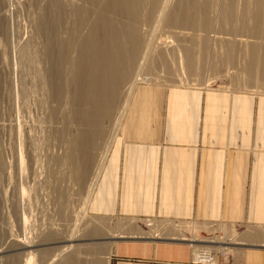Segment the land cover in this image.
Returning <instances> with one entry per match:
<instances>
[{
  "label": "rangeland",
  "instance_id": "rangeland-1",
  "mask_svg": "<svg viewBox=\"0 0 264 264\" xmlns=\"http://www.w3.org/2000/svg\"><path fill=\"white\" fill-rule=\"evenodd\" d=\"M94 1L95 0H9V1L0 0V188L2 189L4 195H6L5 197L6 200H3L2 198V200L0 201L2 202L0 203L1 204L0 208L3 209V210L0 209V217L3 215L0 218V223L4 222L2 223L3 226L0 224V227L2 226L0 228L1 230L0 231V253H1L0 264H24L27 259V255L29 254L28 252L32 254V257L33 255H35V257H33L34 261H32L34 262V264H45L48 261L47 259H49L48 257H50V254L52 253L55 254L54 252H50L53 249L52 248L49 249L50 248L49 246L46 248L44 247L42 252L46 251L47 253L49 252L50 254L48 253L46 260L44 259V261H42L40 257H38L36 254L38 250H36L33 247L36 244H39L42 240V237L46 234L47 236L45 237L47 239V237L49 236L48 232L51 233L52 231H54L56 232L58 237H60L59 235H64V234L71 235L74 234L73 232L74 229L79 226H81L79 227L80 228L79 230H81L83 227L86 228V229L84 228L85 230H83L85 237L83 238L82 241L75 242L77 244H75L74 242L69 243L71 247L69 250L70 251L71 249L73 250L71 252H68L67 253L68 255L67 256L65 255L64 259L71 262L72 260L71 258H73L74 248H75L79 256L82 255L81 256L82 258L84 257L86 258V260L88 259L87 260L88 264L90 262H92V264H106V263L110 264L113 247L110 248V245H108L105 241H100V240L85 241V240L103 239L105 238L107 233H113V234L114 233L118 234L120 232L126 233L127 232L126 224L131 222H132V226L136 225L138 227V232L150 233L149 231L150 228L146 227L148 223L152 221H165L160 219H138V218L136 219V218H125V217H114V218L93 217L88 213L87 210L89 201L87 202L84 208V213L86 216L85 217L82 216L83 213H81L83 212L82 204H83L84 196L86 195L85 192H87L88 187L90 186L93 180V175L97 167L96 165L98 162V158L103 153L102 150H104V148L106 149V147L104 146H106L108 142H110L108 140L109 137L112 144L113 141L121 134L125 113H126L125 110V112L122 115L123 117L118 122V126L116 127H114V124L117 125L116 120L114 121V119L115 117L117 119V115L116 116L114 115L113 117L114 119L112 117H109L110 119L107 117L104 118L103 122L101 123V127H102L101 130L104 132L100 131L102 132L100 135L94 137L91 136L90 134L92 133L93 129L87 128L89 134L87 138L83 140V141L86 140L85 142L87 144L85 142H82L83 146L78 144V146L80 147L78 148V146L76 147L77 143H74V148H70L71 145L70 143L72 142L73 139L71 137L74 136V141L77 138L79 140L81 136L80 133L82 131V128L75 120V111L77 109L76 102L74 103L73 106L72 104L68 103L69 101L68 96L65 98L67 100H65L63 96L65 97V93H66L65 91H67V93L74 92L75 94L76 91L78 90V88L75 87L76 85L74 86L71 82H73L72 80L75 79L76 73L78 72L77 71L78 68L76 65L77 63L76 58L79 55L78 53H79V49L81 48L80 46L88 38V35H90L91 28L94 29V27L96 26L95 24L99 22L98 20H102L101 18H103V16L104 18H107L108 17L107 15L117 13L119 16L117 14L116 15L119 17L120 23L117 20L118 17H116L114 14H113L114 17L111 15L112 18H114L113 21L117 20L119 24L121 23L124 24L119 25L115 21L116 25L118 24V26L122 28L127 26V24L129 26L131 24L132 26H134L136 32L138 29H140V33L139 30L136 33V36H138L137 38L139 40L137 41L139 43H140L139 38H143V39L146 38V41L149 40L147 41V43L150 42L149 43L150 48L148 47L149 52L148 51H144L145 53L143 52L144 61H142L141 58H139V63L137 64V67L141 71L135 70V72L139 71L138 75H140L141 78L149 76L147 78L151 77L153 79L155 77L158 80L147 82L139 79L140 82L139 83L136 82V84L133 87V91L139 85H162V86L188 87V88H194L200 90H218V91H228V92L264 94V90L260 88H257L256 90L254 89L255 87L252 86L259 84L257 83L259 82L258 73L261 72L262 70L264 71V63L262 62L264 60V57L262 55L264 54V10H263L264 2L263 1L257 0V2H255L256 0H231V1L230 0H225V1L224 0H180V1L169 0L170 2L168 3V5L171 4L172 2L173 3L172 5L167 6L166 9L168 11L166 10V12L164 13L165 14L164 18H162L163 21L161 19V21L159 20L160 22H155L154 19V16L156 15L154 11L157 12L158 10V6L160 3L159 0H158L159 2L157 0H154L155 2L152 0L153 4L154 3L157 4L156 5L157 8L155 7V5H152V2H149L151 0L149 1L136 0L137 2L135 0H131V3L135 2V4H139L135 6L133 5L134 3L131 4L129 0H122V1L120 0V3L118 5H120L123 10L115 9L116 11L114 12L112 10L113 13L110 10L109 11L107 10V8L109 9L110 6L109 5L110 3L106 4L108 2L107 0H104L103 1L104 3L100 2L102 0H96L95 2L98 1L97 2L98 4L97 3L95 4ZM126 1H128L131 6L129 5L128 2L127 4ZM144 1L148 3H145ZM258 2H262V3H259V5L258 4L255 5ZM142 3L144 4V6H142L143 5ZM230 3L231 4L233 3L232 7ZM121 4H124V6L122 7ZM96 5H97V9H96ZM223 5L225 7H223ZM106 6L108 7L106 8ZM126 6H127V11H125ZM129 6L132 8L134 6V8H136L133 10V12L136 11V14L135 12L133 14L134 16H136L135 19L133 15L131 16L127 15L129 12L128 9H130ZM148 6H150L151 8L150 7L148 8ZM151 9H153L152 14L151 12H148L151 11ZM229 10L230 13L226 14V12ZM118 11L119 12L121 11L123 13H121L120 15ZM124 11L127 12V14H125V17L127 18L123 17L125 13ZM222 11L225 13H223ZM168 13L169 14L171 13V15H169ZM142 14L145 16H143ZM148 15L151 17L149 18ZM168 15L171 18L167 17ZM173 15L176 16L174 17ZM111 16H109L108 18H110ZM121 17H123L124 20ZM130 17L132 20L134 19L133 23ZM186 17L189 19H187ZM143 18L145 19V21ZM151 18L152 20L153 19L154 20L153 21L149 20ZM173 20L175 21V23H173L174 25L172 24ZM201 20L203 21L205 20L204 21L205 23L202 22ZM151 21L153 23L155 22L154 25L152 24ZM167 21H169L170 23L167 24ZM128 22L131 23L129 24ZM199 22L203 25H201ZM136 26L139 27L137 28ZM115 27L117 28V26ZM166 41H168V43H166ZM206 43L209 46L208 49ZM162 45L163 46L166 45L165 50H167L166 52L169 51V53L164 52L165 50ZM204 48L208 50L207 53L204 51ZM171 50L172 51L174 50L175 52L173 51L174 52L173 53ZM159 51H161V53ZM177 51L179 52L180 55L177 53ZM228 51L230 53L232 52V54L227 53ZM253 51H255L257 55L255 62L251 60V53ZM159 53L160 55L168 54L170 56L167 57L168 55H166V57L160 58L161 56L159 55L156 56V54ZM171 54H173L174 57L179 55L178 56L179 58L175 59L173 58V56H171ZM223 54L226 56H224ZM171 57L173 58L172 59L173 61L171 60ZM205 57L206 59H204ZM228 57L230 59L229 61L227 60ZM122 59L123 62L125 58ZM124 62L122 63V68H124ZM56 63L57 65H55ZM128 63H130V61ZM56 66L58 70L55 68ZM129 67H131V65ZM55 70L56 72L54 73L53 71ZM249 70L251 72L250 80H248ZM50 71H52L53 73L52 72L50 73ZM169 72H172V74ZM55 74L58 76V78L55 77L56 76ZM117 76H119L118 73ZM47 77L50 78V80L53 79L52 83L55 81H58V83L55 82L56 84L62 83V85L60 84L59 87L64 86L66 83V89L64 87L63 90V87H61L62 88L61 90H63V94H64V95L62 94L63 96H60V99L61 97L63 98L62 100L59 99L56 100L55 98L52 97L53 94L50 93L52 88L50 87V83L49 80H47L48 79ZM121 78L122 79L119 84V89L121 88L120 90L122 91L124 88L123 83L125 81L126 74L124 79L123 77ZM44 81L46 84L44 83ZM47 81L49 85L47 84ZM15 86L17 88H14ZM126 88L127 86H125V89L122 92L125 93ZM120 90L119 92H121ZM124 93L123 94L119 93V94L120 95L122 94L124 97ZM119 94L118 97L120 96ZM122 95L120 96V98L117 99L123 100ZM70 111H71V115L72 112L74 113V124L72 122V119L70 118L71 117ZM16 112L18 119L16 118L15 115ZM13 114L15 116H13ZM67 115L68 117L69 116L70 117L69 118L66 117ZM13 121L15 122L13 123ZM17 135L19 136V139ZM92 137L94 138V144L93 145L92 143L90 144L93 147L90 146V144L87 141L89 140L90 142L91 140H93ZM69 138H71L70 139L71 141L69 140ZM33 153L35 156L33 155ZM20 157L22 159H19ZM20 160L22 161L19 163L20 164L22 163L23 165L22 178L24 182L23 183L24 202L22 206L27 212L26 213L27 226L25 229L26 231L28 229V232L25 235L28 237L25 238L24 240H26L27 243L29 242L28 245H31L29 248H26L22 251L15 250L18 248L16 246L13 247V243H12L13 240L15 239V236L20 234V232L18 231L21 230V228L18 226L19 223L18 224L16 223L18 222L16 216L18 215L17 204L19 198L18 195L15 194L17 193L16 171L20 166V164L18 163V161ZM16 163L19 164L17 169L15 167ZM19 169L18 172H20ZM14 180L16 181L14 182ZM13 184L15 185L14 187H16L15 189L14 187H12ZM15 199L17 200V202H14ZM3 201L5 205L3 204ZM11 202L13 205L11 204ZM6 204L9 207L6 206ZM11 207H13L12 209L14 210H12ZM5 209L7 210L10 209V210L7 211ZM79 209L81 210L79 211ZM3 211L5 212V214ZM6 211L8 214L6 213ZM13 211L17 215L14 214ZM4 217L5 219H3ZM78 217L81 219H79ZM6 218L9 220V222ZM78 221L83 223L81 224ZM99 222L102 224L104 223L103 224L104 226L99 225ZM167 223H171L176 226H184V229L186 230H189L191 228V225L194 224L192 222H172V221ZM13 224L14 225L17 224V225L14 226ZM86 224H88L89 226H87ZM132 226L131 228H133ZM218 226H221V224ZM226 226L229 225H224L225 229L227 228L235 229V231L232 233L230 232H226V233L234 237L236 236L237 239L239 238L238 235L242 234V231H244L248 227H252L246 225H238V226L234 225L230 227H226ZM221 228L223 227L221 226L220 229ZM62 229H64V231ZM110 230L113 232H111ZM54 232H52L53 235ZM28 233L30 234V236ZM175 234L177 233H174V235ZM179 234L181 235V233H178L177 237L175 236L174 239L181 240V237H178ZM182 234H184V236L187 237L186 234H189V232L187 231L182 232ZM195 234L199 236L205 233L202 234L195 233ZM145 236L146 235H144V237ZM138 237L141 236L139 235ZM237 239L234 240V242L241 243V240L238 239L237 241ZM24 240L21 241L23 242ZM52 241L56 242L57 240L56 241L52 240ZM73 244H75L76 246L74 247ZM45 249H49V250H45ZM234 250L232 251V253L234 252ZM69 256H70V260L67 258ZM67 261L64 264H67L68 263ZM72 261H74V263L72 262V264H76V263L85 264V262L82 263V261L75 263L74 258ZM63 262L64 260L62 262L60 260L59 262L58 259L57 261H54L52 264H61V263L63 264Z\"/></svg>",
  "mask_w": 264,
  "mask_h": 264
},
{
  "label": "crops",
  "instance_id": "crops-1",
  "mask_svg": "<svg viewBox=\"0 0 264 264\" xmlns=\"http://www.w3.org/2000/svg\"><path fill=\"white\" fill-rule=\"evenodd\" d=\"M87 210L192 222L182 232L194 234L252 226L228 264H264V94L137 86ZM146 227L157 237L119 239L110 264H190L191 248L172 228Z\"/></svg>",
  "mask_w": 264,
  "mask_h": 264
},
{
  "label": "bare ground",
  "instance_id": "bare-ground-1",
  "mask_svg": "<svg viewBox=\"0 0 264 264\" xmlns=\"http://www.w3.org/2000/svg\"><path fill=\"white\" fill-rule=\"evenodd\" d=\"M9 1V0H8ZM96 1V0H95ZM94 1V3L96 4L97 2H95ZM104 0H102V1H100L101 3L103 2ZM108 1V2H107ZM105 3L106 4H108V3H110L109 5V9L107 8L108 6H106V8H107V10L109 11H111L112 12V10H113V12L114 11H116V10H120V9H122L121 8V6L120 5H118L119 3H120V0H107ZM110 1V2H109ZM122 1V0H121ZM130 1V3H131V0H129ZM136 1V0H135ZM149 1V0H148ZM154 1V0H153ZM158 1V0H157ZM160 1V3H159V6H158V10H157V12H155L154 11V13L156 14L155 16H154V19H155V22H160L161 21V19L162 18H164V13L166 12V8H167V6H169V5H172V3L171 4H169L168 5V3L170 2L169 0H159ZM158 1V2H159ZM178 1V0H177ZM180 1V0H179ZM225 1V0H224ZM231 1V0H230ZM259 1V0H258ZM261 1H263L264 2V0H261ZM125 2V1H124ZM128 1H126V3H127ZM133 2V1H132ZM137 2V1H136ZM145 2V1H144ZM143 2V3H144ZM149 2H152V0L151 1H149ZM155 2V1H154ZM248 2V1H247ZM246 2V3H247ZM255 2H257V0L255 1ZM100 3V4H101ZM104 3V2H103ZM123 3V2H122ZM129 3V2H128ZM127 3V4H128ZM130 3H129V5H130ZM134 3V4H133ZM133 3H131V4H133L134 6L135 5H139V4H135V2H133ZM142 3V4H143ZM145 3H148V2H145ZM203 3V2H202ZM259 3H262V2H258V3H256L255 5H259ZM98 4V3H97ZM125 4V3H124ZM124 4H121L122 5V7L124 6ZM149 4H151V3H149ZM226 4V3H225ZM231 4V3H230ZM233 4V3H232ZM232 4H231V7H232ZM235 4V3H234ZM250 4V3H249ZM253 4V3H252ZM126 5V4H125ZM152 5H155V7H156V5L157 4H153V2H152ZM221 5H222V3H221ZM261 5V4H260ZM263 5V4H262ZM93 6V5H92ZM128 6V5H127ZM127 6H126V10L125 11H127ZM131 6V5H130ZM129 6V7H130ZM134 6H133V8L132 7H130V9H128V14H127V12H125L124 13V16L123 17H125V14H127V15H129V16H131V15H133L134 14V12H135V14H136V11H134L133 12V10L134 9H136V8H134ZM141 6V5H140ZM142 6H144V4L142 5ZM237 6H239V5H237ZM11 7V6H10ZM95 7V6H94ZM128 7V8H129ZM139 7V6H138ZM137 7V8H138ZM150 6H148V8H149ZM154 7V8H155ZM223 7H225L224 5H223ZM228 7V6H227ZM104 8V7H103ZM106 8H105V10H106ZM125 8V7H124ZM144 8V7H143ZM142 8V9H143ZM146 8H147V6H146ZM145 8V9H146ZM151 8V7H150ZM157 8V7H156ZM234 8V7H233ZM237 8H239V7H237ZM248 8V7H247ZM258 8V7H257ZM263 8V7H262ZM96 9H97V5H96ZM98 9H99V7H98ZM100 9H102V8H100ZM116 9V10H115ZM139 9V8H138ZM236 9V8H235ZM104 10V11H105ZM123 10V9H122ZM140 10V9H139ZM147 10V9H146ZM150 10V9H149ZM153 9H151V11H148V12H151V14H152V11ZM264 10V9H263ZM5 11V10H4ZM99 11V10H98ZM142 11V10H141ZM168 11V10H167ZM171 11V10H170ZM236 11V10H235ZM242 11V10H241ZM96 12V11H95ZM100 12H101V10H100ZM112 12V13H113ZM119 12V11H118ZM140 12V11H139ZM148 12H147V14H148ZM211 12V11H210ZM223 12V11H222ZM97 13V12H96ZM102 13H103V11H102ZM110 13V12H109ZM121 13H123V12H119V14L121 15ZM145 13V12H144ZM153 13V14H154ZM173 13V12H172ZM223 13H225V12H223ZM228 13H230V10L229 11H227L226 12V14H228ZM8 14V13H7ZM101 14V13H100ZM114 14V13H113ZM113 14H111L112 16H113ZM117 14V13H116ZM116 14H114L116 17H118ZM141 14V13H140ZM139 14V15H140ZM146 14V13H145ZM169 14V13H168ZM232 14V13H231ZM111 15H107L108 17L109 16H111ZM143 15V14H142ZM150 15V14H149ZM148 15V17L150 18L151 16H149ZM167 15V14H166ZM169 15H171V13L169 14ZM167 16V17H169V18H171L170 16ZM220 15V14H219ZM221 15H223V14H221ZM102 16V15H101ZM100 16V17H101ZM106 16V17H107ZM112 16L110 17V18H112ZM141 16V15H140ZM143 16H145V15H143ZM174 16V15H173ZM176 16V15H175ZM174 16V17H175ZM231 16V15H230ZM229 16V17H230ZM236 16V15H235ZM246 16V15H245ZM104 18V16H103V18H101L102 20H98L99 22H97V24H95L94 26V29L93 28H91V31H90V35H88V38L85 40V42L80 46L81 48L79 49V55H78V57L76 58L77 60V63H76V65H77V68H78V74L76 73V77H75V79H73L72 81L73 82H75V83H73V82H71L76 88H78V90L76 91V93L74 94V92H72V93H67V91H65L66 93H65V97L63 96L64 94H63V90H64V87H65V89H66V83H65V85L64 86H61V87H63V90H61L62 88L61 87H59V85L61 84L62 85V83H59V84H56V83H58V81H55V82H53L52 83V81H53V79L52 80H50V78H48L47 80H49V83H50V87L52 88V90H51V92H50V90H49V92L50 93H52L53 94V98H55L56 100L57 99H59V100H62L63 98L65 99L67 96H68V103H70V104H72L73 106H74V103L76 102V106H77V109H76V111H75V120H76V122L81 126V128H82V131H81V136H80V138H79V140H78V138L77 139H75V141H74V134L72 135L73 137H71V138H73L72 139V142L70 143L71 145H70V148H74V143H77V145H76V147L78 146V144L79 145H82L83 143L82 142H85V141H83L84 139H86L87 138V136H88V134H89V131H87L88 129L87 128H92L93 130H92V133L90 134L91 136H97V135H100L102 132H104V131H102L101 129H102V127H101V123L103 122V120H104V118H109V117H114V115L116 116L117 115V119H116V117H115V119H114V121L116 120V124L117 125H115L114 124V127H116V126H118V122L121 120V118L123 117L122 115H123V113L125 112V110H126V108H127V106H128V103H129V99L131 98V93H132V91H133V87H134V85L136 84V82H140V80H144V81H147V82H151V81H155V80H158L157 78H147V77H149V76H147V77H144V78H141L140 77V75H138V72L139 71H141V70H139V68L137 67V64L139 63V58H141V60L142 61H144V59H143V52L144 51H148L149 52V50H148V47H149V43L150 42H148L147 43V41H149V40H147L146 41V38L145 39H143V38H139L140 39V43L138 42L139 40H138V36H136V33L138 32V30H139V33H140V29H138L137 30V32H136V30L134 29V26H132L129 22V24H130V26L127 24V26H125V27H122V28H120L119 26H118V24L120 23V21H119V17H118V21H119V23L117 22V20H115L118 24L116 25V23H115V21H113V19L114 18H112V19H110V18ZM114 17V16H113ZM123 17H121V18H123ZM133 17H134V19H135V17L136 16H134L133 15ZM132 17V18H133ZM148 17H147V19H148ZM166 17V16H165ZM179 17V16H178ZM183 17V16H182ZM212 17V16H211ZM225 17V16H224ZM125 18H127V17H125ZM129 18V17H128ZM153 18V17H152ZM152 18L151 19H149V20H152ZM173 18V17H172ZM180 18V17H179ZM185 18V17H184ZM187 18V17H186ZM235 18V17H234ZM116 19V18H115ZM130 19H131V17H130ZM133 19V20H134ZM140 19H142V18H140ZM144 19V18H143ZM153 19V20H154ZM166 19V18H165ZM187 19H189V18H187ZM223 19V18H222ZM226 19H228V18H226ZM123 20H124V18H123ZM129 20V19H128ZM132 20V19H131ZM130 20V21H131ZM133 20H132V23H133ZM139 20V19H138ZM152 20V21H153ZM160 20V21H159ZM171 20V19H170ZM169 20V21H170ZM182 20V19H181ZM200 20V19H199ZM144 21H145V19H144ZM151 21V22H152ZM162 21H163V19H162ZM169 21H167V24L168 23H170ZM188 21V20H187ZM202 22H204L203 20H201ZM212 21V20H211ZM122 22V21H121ZM124 22V21H123ZM136 22H138V21H136ZM136 22H134V23H136ZM140 22H141V20H140ZM154 22V23H155ZM166 22V21H165ZM181 22V21H180ZM183 22V21H182ZM185 22H186V20H185ZM190 22V21H189ZM220 22V21H219ZM227 22H228V20H227ZM95 23V22H94ZM154 23L152 22V24L154 25ZM163 23V22H162ZM162 23H160V24H162ZM173 23H175V21L173 20V22H172V24ZM177 23H178V21H177ZM176 23V24H177ZM200 23V22H199ZM205 23V22H204ZM11 24V23H10ZM124 24V23H123ZM122 23L121 24H119V25H123ZM147 24H148V22H147ZM151 24V23H150ZM151 24V25H152ZM156 24H158V23H156ZM159 24V25H160ZM166 24V25H167ZM175 24V25H176ZM184 24V23H183ZM182 24V25H183ZM201 24V23H200ZM209 24V23H208ZM92 25H93V23H92ZM136 25V24H135ZM142 25V24H141ZM146 25V24H145ZM174 25V24H173ZM178 25V24H177ZM185 25V24H184ZM201 25H203V24H201ZM115 26H117V28L115 27ZM140 26V25H139ZM139 26H136L137 28L139 27ZM156 26V25H155ZM170 26V25H169ZM206 26V25H205ZM209 26V25H208ZM215 26V25H214ZM11 27V26H10ZM119 27V28H118ZM135 27V28H136ZM141 27V26H140ZM143 27V26H142ZM159 27H161V26H159ZM158 27V28H159ZM165 27V26H164ZM202 27H204V26H202ZM207 27V26H206ZM205 27V28H206ZM210 27V26H209ZM172 28V27H171ZM208 28V27H207ZM173 29V28H172ZM144 30V29H143ZM150 31V30H149ZM177 32V31H176ZM12 33V32H11ZM138 33V34H139ZM181 33V32H180ZM144 34V33H143ZM176 34V33H175ZM13 35V34H12ZM142 35V34H141ZM146 35V34H145ZM140 36V35H139ZM178 36V35H177ZM151 39V38H150ZM13 40V39H12ZM138 40V41H137ZM165 40V39H164ZM167 40V39H166ZM151 41V40H150ZM169 41H170V39H169ZM163 42H165V41H163ZM166 43H168V41H166ZM171 43H174V42H171ZM207 44V43H206ZM164 45V44H163ZM162 45V46H163ZM173 45V44H172ZM179 45V44H178ZM210 45V44H209ZM11 46H13V45H11ZM137 46H138V48H137ZM161 46V45H160ZM166 46V45H165ZM165 46H163L164 47V50H165ZM169 46H170V43H169ZM177 46V45H176ZM175 46V47H176ZM204 47H205V45H204ZM208 44H207V49H208ZM12 48V47H11ZM14 48V47H13ZM150 48V47H149ZM170 48V47H169ZM173 48H174V46H173ZM168 49V48H167ZM171 49V48H170ZM180 49V48H179ZM176 50H177V48H176ZM211 50V49H210ZM162 51H163V49H162ZM167 50H165L164 52H166ZM172 51V50H171ZM170 51V52H171ZM174 51V50H173ZM172 51V52H173ZM204 51L207 53V51L208 50H206L205 48H204ZM212 51V50H211ZM12 52V51H11ZM78 52V51H77ZM147 52V53H148ZM160 53H161V51H159ZM175 52V51H174ZM173 52V53H174ZM137 53V54H136ZM145 53V52H144ZM158 53V52H157ZM160 53L159 54H156V56L157 55H159V56H161L160 58H164V57H166V55H168V54H166V55H164V54H162V55H160ZM163 53V52H162ZM166 53H169V51L168 52H166ZM177 53L179 54V52L177 51ZM176 53V54H177ZM209 53V52H208ZM213 53V52H212ZM227 53H230L229 51L227 52ZM13 54V53H12ZM139 54V55H138ZM222 54V53H221ZM230 54H232V52L230 53ZM14 55V54H13ZM146 55V54H145ZM149 55V54H148ZM164 55V56H163ZM180 55V54H179ZM178 55V56H179ZM206 55H208V54H206ZM224 55V54H223ZM263 55V57H264V54H262ZM163 56V57H162ZM170 55H168L167 57H169ZM171 56H173V54H171ZM178 56H173V58H179ZM224 56H226V55H224ZM146 57V56H145ZM223 57V56H222ZM122 58H125V62H124V68H122ZM172 57H171V60L173 59ZM226 58V57H225ZM256 58H257V55H256V53H255V51H253L252 53H251V60L253 61V62H255V60H256ZM204 59H206V57L204 58ZM215 59V58H214ZM221 59V58H220ZM16 60V59H15ZM134 60H135V62H134ZM159 60V59H158ZM163 60V59H162ZM227 60L229 61L230 59H229V57L227 58ZM130 61V63H128ZM173 61V60H172ZM177 61H178V59H177ZM132 62V63H131ZM263 63H264V60L262 61ZM141 63V62H140ZM143 63V62H142ZM145 63V62H144ZM150 63V62H149ZM175 63V62H174ZM178 63V62H177ZM12 64V63H11ZM154 64V63H153ZM55 65H57V63L55 64ZM131 65V67H129ZM152 65V64H151ZM141 66V65H140ZM153 66V65H152ZM54 67V66H53ZM151 67V66H150ZM21 68V67H20ZM56 69H57V66L55 67ZM130 68V69H129ZM157 68V67H156ZM155 68V69H156ZM15 70V69H14ZM53 70V69H52ZM58 70V69H57ZM61 70V69H60ZM135 70H139L138 72L136 71L135 72ZM169 70V69H168ZM170 71V70H169ZM52 71H50V73H51ZM54 73L56 72V70L55 71H53ZM52 72V73H53ZM59 72V71H58ZM168 72V71H167ZM173 72V71H172ZM172 72H169V73H171L172 74ZM117 73H118V75L119 76H117ZM141 73V72H140ZM258 73V72H257ZM47 74V73H46ZM58 74V73H57ZM125 74H126V78H125ZM13 75H14V73H13ZM56 75V74H55ZM61 75V74H60ZM64 75V74H63ZM142 75H143V73H142ZM148 75V74H147ZM16 76V75H15ZM48 76H50V75H48ZM75 76V75H74ZM144 76H145V74H144ZM19 77V76H18ZM55 77H57L58 78V76L56 75ZM121 77H123V79L125 78V81H124V88H123V90L125 89V86H127V88H126V91H125V93L124 92H122L120 89H119V84H120V81H121ZM140 77V78H139ZM143 77V76H142ZM51 78H54V77H51ZM59 78H60V76H59ZM120 78V79H119ZM250 78H251V72H250V70H249V72H248V80H250ZM56 79V78H55ZM54 79V80H55ZM140 79V80H139ZM258 79H259V82H257V83H259L258 85H252L253 87H255L254 89H256L257 90V88H260V89H262V90H264V71L262 70L261 72H259L258 73ZM14 80H15V78H14ZM21 80V79H20ZM34 80V79H33ZM37 80V79H36ZM58 80V79H57ZM139 80V81H138ZM61 81V80H60ZM67 81V80H66ZM12 82V81H11ZM65 82V81H64ZM63 82V83H64ZM83 82V83H82ZM123 82V81H122ZM121 82V83H122ZM30 83V82H29ZM41 83V82H40ZM44 83H45V81H44ZM20 84V83H19ZM46 84V83H45ZM47 84H48V81H47ZM71 84V85H72ZM49 85V84H48ZM58 85V86H57ZM72 85V86H73ZM39 86V85H38ZM43 86V85H42ZM49 87V86H48ZM14 88H17L16 86L14 87ZM75 88V89H76ZM40 89V88H39ZM48 89H50V88H48ZM252 89V88H251ZM45 90V89H44ZM119 90L121 91V92H119ZM251 91V90H250ZM253 91V90H252ZM260 91V90H259ZM43 92V91H42ZM124 93V97H123V95H122V98H123V100L121 99V100H119V99H117V98H120V94L119 93ZM14 94V93H13ZM51 94V95H52ZM63 94V95H62ZM118 94L120 95L119 97H118ZM15 95V94H14ZM42 96V95H41ZM60 96H63V98L61 97V99H60ZM54 99V100H55ZM14 100V99H13ZM58 100V101H59ZM65 100H67V99H65ZM75 100V101H74ZM117 100H119V101H117ZM62 102V101H61ZM58 103V102H57ZM67 104V103H66ZM63 105H64V103H63ZM44 106H45V104H44ZM14 108V107H13ZM16 108V107H15ZM51 108V107H50ZM57 109V108H56ZM55 109V110H56ZM66 109V108H65ZM46 110V109H45ZM15 111H16V109H15ZM61 112V111H60ZM17 114V112L15 113V115ZM59 114V113H58ZM14 114H13V116H15ZM70 115H71V111H70ZM4 116V115H3ZM61 116V115H60ZM66 117H68V115L66 116ZM70 117V116H69ZM68 117V118H69ZM15 118V117H14ZM13 118V119H14ZM16 118H17V115H16ZM71 119H72V122H73V124H74V113L72 112V115H71V117H70ZM18 119V118H17ZM55 119V118H54ZM110 119V118H109ZM15 120V119H14ZM52 120V119H51ZM113 121V120H112ZM15 121H13V123H14ZM57 122V121H56ZM69 122V121H68ZM54 123H55V121H54ZM60 123V122H59ZM58 123V124H59ZM67 123V122H66ZM65 123V124H66ZM85 123V124H84ZM12 125V124H11ZM113 126V125H112ZM17 127V126H16ZM20 127V126H19ZM66 127V126H65ZM113 127V128H114ZM80 128V129H81ZM66 129V128H65ZM69 129V128H68ZM67 129V130H68ZM86 129V130H85ZM111 129V128H110ZM15 130V129H14ZM21 130H22V128H21ZM66 130V131H67ZM73 130H74V128H73ZM72 130V131H73ZM117 130V129H116ZM19 131V130H18ZM100 131H102V132H100ZM74 132V131H73ZM30 133V132H29ZM18 134V133H17ZM26 134H27V132H26ZM69 134H71V133H69ZM112 134V133H111ZM19 135V134H18ZM17 135V136H18ZM89 135V136H90ZM31 136V135H30ZM67 136V135H66ZM71 136V135H70ZM90 136V137H91ZM89 137V138H90ZM92 137V139L93 140H91L90 142H89V140H87L88 141V143L90 144V143H92V145L94 144V138ZM21 138V137H20ZM71 138H69V140L71 139ZM17 139V138H16ZM18 139H19V136H18ZM98 139V138H97ZM102 139V138H101ZM100 139V140H101ZM112 139V138H111ZM68 140V139H67ZM106 140V139H105ZM110 142H108V144L106 145V146H104V147H106V149L104 148V150H102L103 151V153L101 154V156L98 158V162H97V167H96V169H95V173H94V175H93V180H92V182H91V184H90V186L88 187V190H87V192H85L86 193V195L84 196V200H83V204H82V206H83V208H82V210H83V212H81V213H83V215L82 216H86L85 215V213H84V208H85V206H86V204H87V202L89 201V199H90V197H91V195H92V192H93V189H94V186H95V184H96V181H97V179H98V177H99V174H100V172H101V169H102V167H103V164H104V162H105V159H106V157H107V154H108V150H109V148H110V146H111V140H110V137H109V139H108ZM29 141V140H28ZM33 141V140H32ZM71 141V140H70ZM104 141V140H103ZM11 142V141H10ZM24 142H25V140H24ZM107 142H105V143H107ZM19 143V142H18ZM86 143V142H85ZM87 144V143H86ZM18 145V144H17ZM67 145H69V144H67ZM91 144H90V146H92ZM83 146V145H82ZM87 146V145H86ZM85 146V147H86ZM75 147V148H76ZM93 147V146H92ZM98 147V146H97ZM18 148V147H17ZM78 148H80L79 146H78ZM82 148V147H81ZM88 148V147H87ZM90 148V147H89ZM19 149V148H18ZM17 149V150H18ZM20 153H22V152H20ZM18 154V153H17ZM16 154V155H17ZM65 154H67V153H65ZM20 155V154H19ZM33 155H34V153H33ZM35 156V155H34ZM17 157H19V156H17ZM21 157H22V154H21ZM19 158V159H22V158ZM86 159H87V157H86ZM85 159V160H86ZM22 160H20V161H18V163L19 162H21ZM34 161V160H33ZM18 163H16V169H17V167L19 166V164ZM36 165V164H35ZM34 165V166H35ZM39 165V164H38ZM23 167V165H22V163L20 164V166L18 167V169H19V171L20 172H18V169H17V193H15L16 195H18V211H17V214L13 211V213L14 214H16L15 216L17 217H15L16 219H18V222H16L17 224L19 223V227L21 228V230L20 231H18V232H20V234L19 235H16L15 236V239L13 240V247L14 246H16L18 249H15V250H18V251H22V250H24V249H26V248H29L31 245H28V243L26 242V240H24L25 238H27L28 236H25L26 235V233L28 232V229H27V231H26V223H27V217H26V211H25V209H24V207L22 206L23 205V202H24V196H23V178H22V173H23V171H22V168ZM95 167V166H94ZM39 168H40V166H39ZM38 169V168H37ZM39 170V169H38ZM38 170H37V172H38ZM25 171V170H24ZM13 172V171H12ZM19 173V174H18ZM40 174V173H39ZM19 175V176H18ZM35 175V174H34ZM32 176V175H31ZM33 177V176H32ZM31 177V178H32ZM2 178V177H1ZM35 178V177H34ZM33 178V179H34ZM10 180V179H9ZM16 180H14V182H15ZM5 182V181H4ZM13 182V183H14ZM32 183V182H31ZM15 185L13 184V186L12 187H14ZM16 187H14V189L16 188ZM3 188V187H2ZM9 188V187H8ZM4 189V188H3ZM8 190V189H7ZM14 191V190H13ZM72 191V190H71ZM12 192V191H11ZM7 193V192H6ZM5 193V194H6ZM79 193H81V192H79ZM14 195V194H13ZM12 195V196H13ZM6 195H4V193H3V191H2V189L0 188V201L2 200V198H3V200H6ZM9 197V196H8ZM17 198V197H16ZM13 199V198H12ZM73 199V198H72ZM14 200V199H13ZM9 201V200H8ZM14 202H17V200L15 199V201ZM0 203H2V202H0ZM3 204H4V201H3ZM11 204H12V202H11ZM1 205V204H0ZM5 205V204H4ZM13 205V204H12ZM14 205H15V203H14ZM80 205H81V203H80ZM79 205V206H80ZM6 206H8L7 204H6ZM5 206V207H6ZM69 206V205H68ZM9 207V206H8ZM78 207V206H77ZM3 208H4V206H3ZM7 208V207H6ZM13 207H11V209H12ZM15 208V207H14ZM71 208V207H70ZM0 209H2V208H0ZM3 210V209H2ZM5 210H7V209H5ZM8 210H10V209H8ZM7 210V211H8ZM12 210H14V209H12ZM68 210V209H67ZM75 210V209H74ZM81 209H79V211H80ZM7 211H6V213H7ZM72 211V210H71ZM70 211V212H71ZM2 212V211H1ZM4 212V211H3ZM10 212V211H9ZM61 213V212H60ZM3 214V213H2ZM4 214H5V212H4ZM8 214V213H7ZM63 214V213H62ZM71 214V213H70ZM75 215H76V213H75ZM3 216V215H2ZM1 216V217H2ZM8 216V215H7ZM7 216H5V217H7ZM10 216V215H9ZM0 217V218H1ZM5 217L3 218V219H5ZM73 217V216H72ZM79 217H81V216H79ZM78 217V218H79ZM84 217H82V218H84ZM10 218V217H9ZM13 218V217H12ZM7 219V218H6ZM79 219H81V218H79ZM79 219H77V220H79ZM8 220V219H7ZM12 220V219H11ZM13 220H15V219H13ZM2 221V220H1ZM3 221H6V220H3ZM61 221V220H60ZM82 221V220H81ZM8 222H9V220H8ZM13 222V221H12ZM79 222V221H78ZM77 222V223H78ZM83 222H84V220H83ZM82 222V223H83ZM101 222V221H100ZM99 222V225H102V226H104L102 223H100ZM2 223H4V222H2ZM2 223H0L1 225H2ZM14 223V222H13ZM77 223H76V225H77ZM79 223H81V222H79ZM78 223V224H79ZM81 223V224H82ZM10 224V223H9ZM8 224V225H9ZM16 224V225H17ZM50 224V223H49ZM95 224V223H94ZM105 224H106V222H105ZM14 225V224H13ZM16 225H14V226H16ZM62 225V224H61ZM87 226H89L88 224H86ZM85 225V226H86ZM134 225V224H133ZM160 226V227H164V228H168V227H170V228H172L174 231H173V234L174 233H176L177 232V234L178 233H181V235L179 236L178 235V237H181V239H182V241H185V240H187V238L184 236V234H182V229H184L182 226H175V225H171V224H164V223H155V222H150V223H148L146 226H148V227H153V226ZM178 225V224H177ZM3 226V225H2ZM1 226V227H2ZM17 226V227H18ZM79 226V225H78ZM86 226V227H87ZM94 226V225H93ZM130 226H132V222L131 223H127L126 224V227L128 228L126 231V233L125 232H120V233H107V235L105 236V238H103V239H86L85 241H94V240H100V241H105L108 245H110V248L111 247H113L114 246V244H115V240H118V239H123V238H132V237H138L139 235L140 236H144V234H143V232H138V230H137V232L136 233H134V232H132L131 230H130ZM0 227V228H1ZM79 227H81V226H79ZM79 227H77V228H75L74 229V234H71V235H68V234H64V235H59L60 237H58V235L56 234V232H54V231H52V232H54V235L52 234V232L50 233V232H48V237H47V239H46V237L45 236H47V234L46 235H44L43 237H42V240H41V242L39 243V244H36L33 248H35L36 250H38L37 252H36V254H37V256L38 257H40V259L42 260V261H44V259L46 260V258H47V256H48V253L46 252V251H44V252H42V250L44 249V247L46 248V247H50L49 249H53L52 251H50V252H54L55 254H50V257H48L49 259H47L48 261L45 263V264H52L54 261H57L58 259H59V262H60V260H61V262L64 260V262H63V264L67 261L66 259H64V257H65V255L67 256L68 254V252H71L73 249H71V251L69 250L71 247H70V245H69V243H72V242H80V241H82L83 240V238L85 237V234L83 233L84 231L83 230H85L86 228L85 227H83L81 230H79L80 228ZM98 227V226H97ZM14 228H16V227H14ZM73 228V227H72ZM72 228H71V230H72ZM85 228V229H84ZM254 228V227H253ZM169 229V228H168ZM172 229H170V230H172ZM255 229V228H254ZM15 230H17V229H15ZM34 230V229H33ZM63 231H64V229H62ZM214 230H216V229H214ZM213 230V231H214ZM255 230H257V229H255ZM264 230V229H263ZM262 230V231H263ZM1 231V230H0ZM22 231V232H21ZM81 231V232H80ZM111 231V230H110ZM122 231V230H121ZM216 231H224V232H230V233H232V232H234L235 231V229H233V228H231V229H223V228H221V229H217ZM247 231V230H246ZM258 231V230H257ZM257 231H256V233H257ZM260 231H261V229H260ZM30 232V231H29ZM35 232V231H34ZM42 232V231H41ZM47 232V231H46ZM68 232V231H67ZM111 232H113V231H111ZM114 232H115V230H114ZM119 232V231H118ZM252 232H254V231H252ZM9 233V232H8ZM7 233V234H8ZM15 233H17V232H15ZM50 233V234H49ZM247 233V232H246ZM255 233V232H254ZM259 233V232H258ZM263 233V232H262ZM29 234V233H28ZM27 234V235H28ZM59 234H60V232H59ZM82 234H84V235H82ZM173 234H171L172 236H173ZM177 234H176V237H177ZM194 233H189V236L190 237H192V235H193ZM240 234V233H239ZM245 234V233H244ZM264 234V233H263ZM42 235V234H41ZM157 235L158 234H155V232H150V233H148V235H146V236H149V237H152V238H156L157 237ZM8 236H10V235H8ZM21 236H23V237H21ZM29 236H30V234H29ZM88 236V235H87ZM190 237H188V238H190ZM238 237L241 239V236L240 235H238ZM238 238V239H239ZM253 238V237H252ZM24 240L23 242L21 241V240ZM158 239H160V238H158ZM231 240H230V244L232 245V246H230L229 248H228V250L232 253V251L236 248V247H238L239 245H240V243H236V242H234V240H236L237 239V237L235 236H232L231 238H230ZM238 239H237V241H238ZM52 240H57L56 242H53ZM188 240H190V239H188ZM195 240L196 241H194V243L192 244V247L193 248H195V247H197V245H196V242H198L197 240H203V238H195ZM8 241H9V238H8ZM30 241V240H29ZM33 241H35V240H33ZM254 242V241H253ZM256 242V241H255ZM258 242V241H257ZM90 243V242H89ZM25 244V245H24ZM35 244V243H34ZM33 244V245H34ZM75 244H77V243H75ZM75 244H73L74 245V247L76 246ZM32 245V246H33ZM94 245V244H93ZM189 245V244H188ZM78 246V245H77ZM80 246V245H79ZM84 246V245H83ZM86 246V245H85ZM89 246V245H88ZM32 248V247H31ZM84 248V247H83ZM49 249H45V250H49ZM35 250V251H36ZM41 250V251H40ZM69 250V251H68ZM40 251V252H39ZM11 252V251H10ZM13 252H14V250H13ZM28 252V251H27ZM26 252V253H27ZM29 253V254H28ZM27 254V259H26V261H25V263L24 264H34V262H32V261H34L33 259V257H35V255H33V257H32V254L30 253V252H28ZM57 253V254H56ZM73 253V252H72ZM84 254V253H83ZM0 255H1V253H0ZM89 255V254H88ZM87 255V256H88ZM37 256H36V258H37ZM82 256V255H81ZM81 256H79V254H78V252L76 251V249L74 248V255H73V258L75 259V263L76 262H79V261H82V263H84L85 262V264H88L87 262V260H86V258H82ZM85 256V255H84ZM72 257V256H71ZM106 257V256H105ZM108 257H109V255H108ZM69 260H70V256L69 257H67ZM73 258H71L72 260H73ZM82 258V259H81ZM89 258V257H88ZM106 259V258H105ZM36 260V259H35ZM71 260V262L70 261H67L68 263L67 264H72V262L74 263V261H72ZM108 260V259H107ZM62 264V263H61ZM77 264V263H76ZM89 264H92V262H90ZM106 264H108V263H106Z\"/></svg>",
  "mask_w": 264,
  "mask_h": 264
},
{
  "label": "built area",
  "instance_id": "built-area-1",
  "mask_svg": "<svg viewBox=\"0 0 264 264\" xmlns=\"http://www.w3.org/2000/svg\"><path fill=\"white\" fill-rule=\"evenodd\" d=\"M187 240L179 241L189 244L192 257L190 264H228L230 255L232 254L228 248L230 244V234L224 231H211L200 236L203 240H197V247L193 248L195 238H200L193 234L192 237L186 234ZM190 237V238H188ZM190 239V240H188Z\"/></svg>",
  "mask_w": 264,
  "mask_h": 264
}]
</instances>
